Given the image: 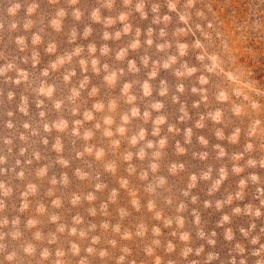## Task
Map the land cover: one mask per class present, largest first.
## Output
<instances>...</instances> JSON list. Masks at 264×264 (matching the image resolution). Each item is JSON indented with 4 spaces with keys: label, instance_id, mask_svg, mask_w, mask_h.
<instances>
[{
    "label": "clouds",
    "instance_id": "9594fccd",
    "mask_svg": "<svg viewBox=\"0 0 264 264\" xmlns=\"http://www.w3.org/2000/svg\"><path fill=\"white\" fill-rule=\"evenodd\" d=\"M0 264H264V0H0Z\"/></svg>",
    "mask_w": 264,
    "mask_h": 264
},
{
    "label": "rangeland",
    "instance_id": "374dc122",
    "mask_svg": "<svg viewBox=\"0 0 264 264\" xmlns=\"http://www.w3.org/2000/svg\"><path fill=\"white\" fill-rule=\"evenodd\" d=\"M216 218H218V215H214V216H212V217H211V220L214 221ZM237 222H240V221H237ZM258 223H259V222H258ZM212 226H213V224L210 223V224H209V227H212ZM217 231L220 232L221 230L218 229ZM222 243H223V241H222V238H221V239L219 240V242H218V250H219V244H222ZM221 254H222V256H223V255H224V252L222 251Z\"/></svg>",
    "mask_w": 264,
    "mask_h": 264
}]
</instances>
